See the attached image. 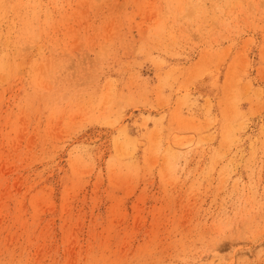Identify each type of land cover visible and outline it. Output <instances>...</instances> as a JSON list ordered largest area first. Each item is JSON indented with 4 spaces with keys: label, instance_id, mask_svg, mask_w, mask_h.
Instances as JSON below:
<instances>
[{
    "label": "rangeland",
    "instance_id": "374dc122",
    "mask_svg": "<svg viewBox=\"0 0 264 264\" xmlns=\"http://www.w3.org/2000/svg\"><path fill=\"white\" fill-rule=\"evenodd\" d=\"M0 264H264V0H0Z\"/></svg>",
    "mask_w": 264,
    "mask_h": 264
}]
</instances>
